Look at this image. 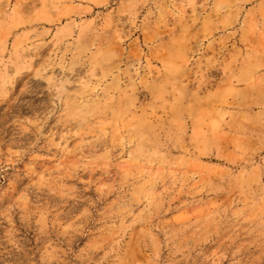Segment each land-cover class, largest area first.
<instances>
[{"label": "rangeland", "instance_id": "374dc122", "mask_svg": "<svg viewBox=\"0 0 264 264\" xmlns=\"http://www.w3.org/2000/svg\"><path fill=\"white\" fill-rule=\"evenodd\" d=\"M0 264H264V0H0Z\"/></svg>", "mask_w": 264, "mask_h": 264}]
</instances>
